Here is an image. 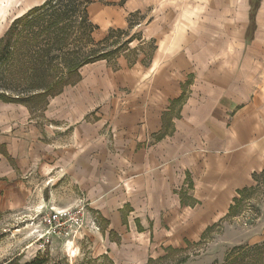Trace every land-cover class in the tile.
Returning <instances> with one entry per match:
<instances>
[{
	"label": "crops",
	"instance_id": "1",
	"mask_svg": "<svg viewBox=\"0 0 264 264\" xmlns=\"http://www.w3.org/2000/svg\"><path fill=\"white\" fill-rule=\"evenodd\" d=\"M128 4L120 20L150 9L147 24H133L156 40L148 66L122 55L88 63L36 112L0 101V143L13 159L0 153V177L15 187L0 179V189L27 208H94L115 235L103 252L144 264L197 242L264 170V23L257 16L246 41L247 18L206 28L179 10L169 18L168 0Z\"/></svg>",
	"mask_w": 264,
	"mask_h": 264
},
{
	"label": "rangeland",
	"instance_id": "2",
	"mask_svg": "<svg viewBox=\"0 0 264 264\" xmlns=\"http://www.w3.org/2000/svg\"><path fill=\"white\" fill-rule=\"evenodd\" d=\"M42 1L0 0V35L9 26L11 19L25 13L31 6L38 5ZM89 1L88 15L90 20L97 25L92 33L94 39L100 41L107 36L109 30L120 28L123 30L122 33L114 34L108 41L113 48L119 47V52L114 56V59L122 55L129 63H133L140 57L141 64L148 66L149 59L156 51L154 44L156 40L144 37L142 27L133 26V24H147L146 14L150 9L149 11L144 10L143 13L138 11L128 13L120 20L115 11L119 13L122 8L125 9L131 0ZM257 3L251 37L257 27V16H261L262 19L259 23H264V0H257ZM169 5V18L174 19L175 12L179 10L182 21L203 20L206 28H212L216 24L204 20L234 18L238 29L241 19L247 18L248 22L244 31L245 40H249L247 28L250 17V0H168ZM106 12L110 14L108 15ZM124 20L127 26L118 27L117 25H120ZM104 26L110 27L105 28ZM142 38L144 39L142 40ZM130 40L132 41L127 43ZM109 59L114 60L113 57ZM0 179H6L10 183L8 185L11 186V189L14 187L12 176L10 178L3 176ZM24 180L26 184L24 190L28 198L33 199L35 187L30 189V182H27V179ZM252 182V185L242 196L243 199L236 212L238 215L223 221L219 227H214L204 245L196 247L184 242L182 247L170 250L169 259L159 264H212L215 261L221 262L226 252L234 246L260 242L264 238V170L255 174L252 177ZM5 194L1 188L0 264L10 259L19 262L28 260L38 253L47 259V264L57 262L61 264H115L112 259L113 254L108 250L103 252L106 249L107 236L109 239L115 240V235H110L106 230L102 231L103 222L94 208L84 207L83 222L78 230H75L72 222L67 221L65 228L66 232L70 234L63 233V230L39 239L44 233L45 226L37 218H41L40 216L44 213H41L40 216L37 214L44 211L46 206L35 204L31 208H27L15 204V199L6 197ZM39 196L43 200L46 198V192L39 191ZM78 206L83 207V203H78L77 200L60 210L74 209ZM164 254H166L165 251L162 255Z\"/></svg>",
	"mask_w": 264,
	"mask_h": 264
},
{
	"label": "trees",
	"instance_id": "3",
	"mask_svg": "<svg viewBox=\"0 0 264 264\" xmlns=\"http://www.w3.org/2000/svg\"><path fill=\"white\" fill-rule=\"evenodd\" d=\"M89 2L43 0L11 19L9 26L0 35V101L22 104L30 112L43 110L51 98L80 79V69L84 65L103 59L112 60L109 59L112 57L114 59L119 47L113 48L108 41L123 30L111 29L107 36L96 41L92 33L97 25L89 18ZM257 6V0H250L247 28L249 38L253 32ZM0 153L13 162L5 145L1 143ZM247 190L248 187H243L237 191L238 197L233 198L226 215L207 226L197 242L186 243L196 247L204 245L214 227L238 215L236 212ZM101 220L102 231H105L107 221L103 218ZM108 232L113 233L111 230ZM174 249L169 247L166 254L149 257L145 264L167 261L170 250ZM223 258L221 262L215 261L212 264H264V239L254 244L234 246ZM3 264H47V259L38 253L28 260L19 262L10 259Z\"/></svg>",
	"mask_w": 264,
	"mask_h": 264
},
{
	"label": "built area",
	"instance_id": "4",
	"mask_svg": "<svg viewBox=\"0 0 264 264\" xmlns=\"http://www.w3.org/2000/svg\"><path fill=\"white\" fill-rule=\"evenodd\" d=\"M44 210V209H43ZM84 210V207H77L74 209H56L53 206H47L45 207L44 211H40L37 216H40L41 218L38 221H41L44 223L45 230L44 233L40 236L39 239H43L44 237H48L51 235V233H59L63 231V233H66L67 235L70 234L66 232L65 224L66 222H72L75 226V230H78L79 227L82 225L83 218H82V211ZM84 212V211H83ZM76 232V231H75Z\"/></svg>",
	"mask_w": 264,
	"mask_h": 264
}]
</instances>
